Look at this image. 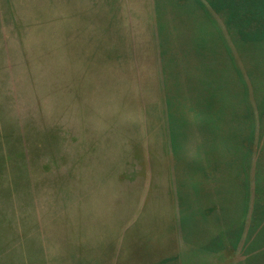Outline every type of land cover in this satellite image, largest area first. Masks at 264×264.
<instances>
[{
    "label": "rangeland",
    "instance_id": "1",
    "mask_svg": "<svg viewBox=\"0 0 264 264\" xmlns=\"http://www.w3.org/2000/svg\"><path fill=\"white\" fill-rule=\"evenodd\" d=\"M263 225L264 42L206 0H0V264H264Z\"/></svg>",
    "mask_w": 264,
    "mask_h": 264
},
{
    "label": "trees",
    "instance_id": "2",
    "mask_svg": "<svg viewBox=\"0 0 264 264\" xmlns=\"http://www.w3.org/2000/svg\"><path fill=\"white\" fill-rule=\"evenodd\" d=\"M206 2L214 11L222 13L225 16L227 26L237 35V39H240L241 42L253 45L264 42V0H206ZM245 142H240V146L242 147L243 144L246 147ZM230 162L232 163L233 161ZM194 201L196 207L189 205L188 211L195 218L189 215L186 222L196 233L200 234L203 231L199 224L202 218L207 219L210 216L219 217L217 219L220 225L219 230L208 236L205 242H203L202 248L208 250L229 248L226 240L229 244L234 242L240 232L237 221L233 222V224L230 216H227L228 221L226 217L224 218V214H231V210L225 209L221 204H201L198 193ZM199 218L200 220H198Z\"/></svg>",
    "mask_w": 264,
    "mask_h": 264
}]
</instances>
